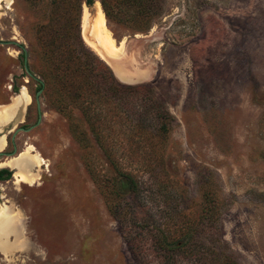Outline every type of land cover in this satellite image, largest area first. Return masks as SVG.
I'll list each match as a JSON object with an SVG mask.
<instances>
[{
    "label": "rangeland",
    "instance_id": "374dc122",
    "mask_svg": "<svg viewBox=\"0 0 264 264\" xmlns=\"http://www.w3.org/2000/svg\"><path fill=\"white\" fill-rule=\"evenodd\" d=\"M149 1L110 0L105 17L129 91L79 99L49 76L43 10L0 1V41L17 43L0 45V106L22 88L31 102L0 136L35 122L42 89L40 124L17 137L43 160L32 186L3 177L26 243L0 264H264V0Z\"/></svg>",
    "mask_w": 264,
    "mask_h": 264
},
{
    "label": "trees",
    "instance_id": "16d2710c",
    "mask_svg": "<svg viewBox=\"0 0 264 264\" xmlns=\"http://www.w3.org/2000/svg\"><path fill=\"white\" fill-rule=\"evenodd\" d=\"M24 1L44 12V20L34 26L36 43L47 63L54 67V73H49V76L53 74L72 98L99 95L112 85V91H129L127 87H114L110 67L85 44L81 36L82 8L84 5L93 6L94 0ZM100 4L107 20H111L110 0H100ZM150 5L149 0H143L145 13L150 11ZM83 113L86 114V109ZM185 242L186 238L181 237L172 241L169 247L180 250Z\"/></svg>",
    "mask_w": 264,
    "mask_h": 264
},
{
    "label": "bare ground",
    "instance_id": "6f19581e",
    "mask_svg": "<svg viewBox=\"0 0 264 264\" xmlns=\"http://www.w3.org/2000/svg\"><path fill=\"white\" fill-rule=\"evenodd\" d=\"M3 3L4 2H2V6ZM89 17V12L85 11L83 14V24L85 27H87V25L89 24ZM92 21L93 24L92 26H90V33L92 37L90 36V34L89 36L99 41L102 51L92 43H89V46L107 64L108 58L104 53H107L108 55L109 53H111L112 55V49L116 50L118 49V47L114 45V41L111 38V34L106 26L107 22L105 23L104 13L99 7H96V10L92 17ZM12 101L13 103L11 105L0 106V130L11 124L12 120L15 119L13 118L14 114L19 113L18 116L22 115L23 112H21L20 109L21 103L23 105H29L30 97L27 94L26 90L22 88L20 95L13 98ZM5 145L6 139L4 137L0 138V152L5 149ZM9 163L12 164L8 166H11L14 168V170H16L14 175L15 183H23L32 186L38 178V175L34 173V169L43 165V160L35 152L34 148L28 145L20 154H18L15 158H12ZM14 214L11 212L10 208L0 206V248H2L4 251H9L16 247H25L26 241L23 239L21 240V237L23 235L21 225L22 219L19 216H14ZM9 236H14L15 241L9 243V240H7L9 239Z\"/></svg>",
    "mask_w": 264,
    "mask_h": 264
},
{
    "label": "flooded vegetation",
    "instance_id": "af4514ba",
    "mask_svg": "<svg viewBox=\"0 0 264 264\" xmlns=\"http://www.w3.org/2000/svg\"><path fill=\"white\" fill-rule=\"evenodd\" d=\"M34 102H35L36 109H37V119L35 120V122L32 123L29 127L22 126V125L15 127L14 133H12V135L9 137V139H6L7 143L5 145V149H4L5 151L4 150L1 151L3 154L0 156V186H2L1 182L3 181V177L10 178V181L12 182L11 179H13L14 175H15L14 168L10 169L9 167H2V165L4 164L5 161H9L13 158V157H8V155H11L14 153L13 156H17L18 154L21 153V152H19V150L23 149L24 145L26 144V143H23L20 141V138L17 137L18 134L29 133L31 130L35 129L38 126V125L36 126V124L38 122L39 114H38V108H37V103H36L35 97H34ZM29 104H31V102ZM23 108H24V106H23ZM22 109H21V112H23ZM19 124H23V121H19ZM31 127H33V128L30 131H26V130L30 129ZM8 134H10V132H8ZM34 171H37V170L34 169Z\"/></svg>",
    "mask_w": 264,
    "mask_h": 264
},
{
    "label": "water",
    "instance_id": "95a60500",
    "mask_svg": "<svg viewBox=\"0 0 264 264\" xmlns=\"http://www.w3.org/2000/svg\"><path fill=\"white\" fill-rule=\"evenodd\" d=\"M93 5H94V4H93ZM87 39H88L92 44H94L95 46H97V47L101 50L100 43H99L98 40H96V39H93V40L91 39V40H90L89 37H88ZM0 45L9 46V45H17V43H16V42H13V41H0ZM22 51H23V53H24V63H23V65H24V70H25V72L27 73V75H28L29 77H31V78H33L34 80H36V78H35V77L30 73V71L28 70V67H27V56H26L25 49L22 48ZM101 51H102V50H101ZM40 83H41V82H40ZM41 94H42V89L39 90V91L36 93V96H35V98H36V103H37V108H38V114H39L38 122H37L36 126L40 124V122H41V118H42V114H41V111H40V100H39ZM32 128H33V127H31L30 129H28V130H26V131H30ZM16 132H17V131H16ZM7 134H8V133H7ZM5 136H6V134H2V135L0 136V138H2V137L5 138ZM6 143H7V140H6ZM2 154H3V153L0 152V156H1ZM13 155H14V153L11 154V155H8V157H14Z\"/></svg>",
    "mask_w": 264,
    "mask_h": 264
}]
</instances>
